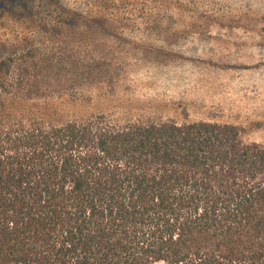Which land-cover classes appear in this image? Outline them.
Returning <instances> with one entry per match:
<instances>
[{
    "label": "trees",
    "instance_id": "trees-1",
    "mask_svg": "<svg viewBox=\"0 0 264 264\" xmlns=\"http://www.w3.org/2000/svg\"><path fill=\"white\" fill-rule=\"evenodd\" d=\"M83 1L90 19L118 3ZM89 50L0 60V264H264L263 143L209 120L35 108L79 85L62 72Z\"/></svg>",
    "mask_w": 264,
    "mask_h": 264
},
{
    "label": "rangeland",
    "instance_id": "rangeland-1",
    "mask_svg": "<svg viewBox=\"0 0 264 264\" xmlns=\"http://www.w3.org/2000/svg\"><path fill=\"white\" fill-rule=\"evenodd\" d=\"M82 2L0 0V60L90 48L88 69L62 72L79 85L38 111L57 121L114 111L209 120L264 144V0H117L93 19Z\"/></svg>",
    "mask_w": 264,
    "mask_h": 264
}]
</instances>
